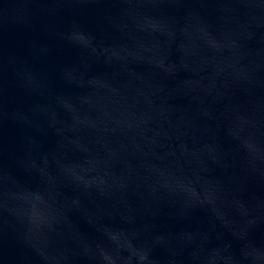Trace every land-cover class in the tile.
Instances as JSON below:
<instances>
[{
  "label": "water",
  "instance_id": "water-1",
  "mask_svg": "<svg viewBox=\"0 0 264 264\" xmlns=\"http://www.w3.org/2000/svg\"><path fill=\"white\" fill-rule=\"evenodd\" d=\"M0 264H264V0H0Z\"/></svg>",
  "mask_w": 264,
  "mask_h": 264
}]
</instances>
